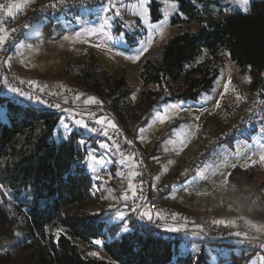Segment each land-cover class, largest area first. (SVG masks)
Here are the masks:
<instances>
[{"label": "trees", "instance_id": "trees-1", "mask_svg": "<svg viewBox=\"0 0 264 264\" xmlns=\"http://www.w3.org/2000/svg\"><path fill=\"white\" fill-rule=\"evenodd\" d=\"M160 1L179 4V13L173 18V25L188 23L198 24L199 27L195 31L188 28L170 37L159 50L140 61L139 74L143 84H153L157 89L144 91L140 101L130 106V90L124 75H111L99 70L97 59L92 55L85 65L84 74L74 81L83 98L94 97L131 134L127 128L136 122H140L136 130L147 125L154 116V107L160 96L165 94V89L166 92L168 88L172 90L174 84L180 82V89L162 98L160 103L194 102L202 93L211 91L220 75V57L225 53L237 66L239 77L250 78V92H259L264 101V1L254 0L248 14L230 12L228 18H219L207 24L205 19L212 8L217 9V13L213 10L216 18L225 14L215 0H150L153 22L162 19ZM57 18H50L41 27L39 39L50 41L55 38L52 25L59 27ZM50 87L53 91L57 88L61 90L56 85ZM31 105L17 98H4L0 92V187L15 200L21 196L25 199L12 205L9 211L0 201V264L209 262L208 254L192 256L189 252L187 256L182 255L180 235L156 231L142 217H138L139 225L130 222V231L126 234H121L122 226L127 218L134 217L132 215L121 221L120 229L116 230L111 225L105 194L96 190V181L86 168L89 148L79 143L80 136L106 140L102 136L105 127L98 133L94 131V134L78 129L64 138L59 131L64 113L59 109L48 110ZM261 109L264 112V106ZM140 115L144 117L141 119ZM133 136L138 140L136 134ZM108 143L113 145L109 139ZM97 146L100 148V143ZM153 154H150L151 159ZM240 173L247 179L238 186L234 179ZM258 174L260 172L254 168L236 167L231 171L229 186L238 192L240 202L254 184L258 191L264 189V172L263 176ZM152 213L154 216L157 214ZM249 216V219L260 223L258 220L264 219V205L252 203ZM154 221L159 225L163 221L161 215L157 214ZM113 228L115 231H111ZM97 240L103 241L105 260L84 257L74 242L92 243ZM226 241L228 239L220 240L232 248L233 245L226 244ZM198 242L202 244L203 241ZM237 253L249 256L245 264H252L255 254ZM227 259L232 261V258Z\"/></svg>", "mask_w": 264, "mask_h": 264}, {"label": "rangeland", "instance_id": "rangeland-1", "mask_svg": "<svg viewBox=\"0 0 264 264\" xmlns=\"http://www.w3.org/2000/svg\"><path fill=\"white\" fill-rule=\"evenodd\" d=\"M215 1L219 4L221 9L224 10L225 14L216 18L214 11L217 13V9L212 8L206 16V24L216 22L219 18L226 19L230 16V12L240 11L245 13L241 9L226 3L225 0ZM253 1L254 0H251L250 5ZM116 3L117 7L120 8V17H114V11H106L109 7L108 2L100 7L80 10L77 19L73 16H69V14L58 17L59 27L52 25L55 38L50 41L40 40L31 44L24 38L25 36L20 38L22 34L17 35L15 32L5 44L9 45L8 54L4 60L5 67L8 68L9 73L17 81L33 84L36 87L35 89H39L38 92H42L44 89L43 83H47L52 87H55V85L64 87L69 86L72 90L77 88L76 93L80 94L81 89L77 85H74L75 78L84 74L85 65L89 63L90 56L94 55L97 59L99 70L106 71L111 75H124L130 90L128 103L131 104L130 106L137 104L144 91L157 89L153 84L147 86L143 84L139 74L140 61L148 57L152 52H156L157 49L159 50L170 37L183 33L188 28L195 31L199 25L188 23L173 25L172 20L179 13V4L175 1H160L162 19L158 22H153L151 20L149 3L147 5V24L140 15L133 14L134 12H140L138 0H116ZM12 4H22V0H14ZM250 5L249 11L245 14L250 12ZM26 7H32V5L22 4V9ZM105 15L114 17L112 20V27L105 30L106 35H91L85 31L89 28L99 27L103 22L102 17ZM11 23L13 29L19 27L17 21ZM45 23H47V19H44L37 25L27 28L29 31L27 37L31 40L37 37L40 34L41 27ZM161 24L164 25L163 38L154 30L159 28ZM129 25H131V27H129ZM149 25L152 27H149ZM149 35L153 37L150 46L146 43H142L148 40ZM109 36L111 39H109ZM65 37H68V39H65ZM23 39L25 40L23 41ZM144 47H147L148 50L141 53L140 50ZM138 54L139 59H129V57H135ZM218 67L220 68V75L213 89L209 92L202 93L198 101L160 103L162 98L180 89V82L174 84L172 90L168 88L166 92L165 89V94L160 96L158 103L154 107V116L147 125L138 129L137 138L144 150L147 153L149 151L148 156L150 157V166L153 174L152 187L155 190L158 189L157 186L159 183L156 178L161 180L170 172L168 178H173L178 173H181L178 167H181L185 172L187 170V163L196 161L198 163H196L194 168L195 174L186 179L181 185L185 188L186 192L188 191L185 196L182 195V198L179 199L182 204L181 206L188 207L190 204H194L195 206L200 205L206 208L209 206L214 208L215 211H218L209 214H218L219 212L225 211H241L245 216H249L252 203L256 206H260V204L264 205V189L258 191L256 184H254V187H252L246 198L240 202L238 192L229 186V176H227V184L223 183V181L227 173H229L227 167L232 168L231 165L233 163L237 166H243L247 163L250 165V168L255 167L259 169V177L263 176L264 165L256 163L255 166H251V162L258 161L260 153L264 151V149L260 147V145L264 143V132L252 134L248 142L243 141L244 137L240 132V134L237 135L238 137H236L237 139L233 141V146H231V144L229 145L228 142L227 144H221L213 148L209 155H205V153H203L205 149L202 150V148L208 140L210 142L206 147L214 140L216 137L214 134L215 132L208 131V140L203 132L205 128H209V126L216 123V120L212 121L214 119H223L225 122H222V124H229L230 122L239 124L245 115L243 107L247 104L254 103L258 105V115L245 129L256 127L264 129V119H262V117H264V112L261 109V107L263 108L264 106V101L259 92H250L249 79L239 77L237 66L230 60L227 54L223 53L221 55ZM0 76L2 75L0 74ZM229 77L231 78V84H228ZM2 78L5 79L4 76H2ZM8 83L7 79L5 92L12 89ZM225 85L228 87L226 94L224 90ZM47 87L51 89L50 86ZM16 93L19 95L18 92ZM61 94L60 92L58 97ZM237 95H239L241 99L237 100ZM4 96V98L9 99L16 98V96L7 97L8 95L6 94ZM133 97H135V99H133ZM221 97L223 98L221 99ZM39 100L48 104V106L51 105V107H49L53 109V103H47L42 97L39 98ZM39 100L29 99L26 103L33 104ZM75 102L76 99L70 98L68 104L73 106ZM217 103L220 104L218 108L215 106ZM72 106H66V108ZM105 116L108 120H104L102 117L101 120H103L104 123L99 125H102L106 129H116V121L104 113V117ZM140 117L142 119L144 115H140ZM197 117H199V119H197ZM92 120L96 122L99 119ZM110 122L115 123L116 127H110ZM64 123L68 124L65 118L61 121L59 131L66 134L67 131L63 127ZM139 123L140 122L132 123L127 128L128 131L135 135V129ZM219 123H221V121ZM229 127H231V125L226 127L224 131L228 130ZM78 128H80V130H85L89 134H94V131H89L81 126H78ZM105 132L106 130L103 131L102 134V136L106 138L104 141L102 139L97 140L95 136L86 138L80 136V140L84 141L82 145L89 148V154L96 156L97 159L101 161L99 164H93L87 157L86 168L93 180L96 181V190L99 189L100 193L103 195L105 194V202H107L109 208L108 215L109 218H112V223L110 222L111 225H113L116 230H119V223L129 215L134 217L127 218V222H125L123 226L129 228L130 222L139 225L140 222L138 217H136L137 213L135 212L134 215L135 210H133V208L131 209L130 205L136 202L142 204V199L140 198L142 197L140 193L141 189L136 182L138 175L134 177L131 175L133 172L138 173V165L133 159L130 160L121 156L117 147H115L113 143H111L113 145L108 143ZM66 136L67 135H64V138H66ZM99 143L100 148L97 146ZM154 147H156L159 160H155L154 158L151 159L150 151ZM224 153L228 154L227 158H223ZM177 156L181 157V161L174 165L175 170L172 171L171 166L175 164ZM207 157L209 158L206 159ZM93 168H95V171H93ZM165 169H167V171H165ZM120 173L124 175L121 176ZM156 174L157 176L155 177ZM98 176L100 179H97ZM118 176L121 180H119ZM246 179L245 175L240 173L235 176L234 181L236 180V185L239 186L244 181L246 182ZM129 183L136 188L135 198L132 197ZM123 190L128 194L129 199H124L125 193L120 195V192ZM177 190L178 189L173 192V200L174 203L178 204V202L175 201V197H177V193L180 192ZM115 191L117 192L116 194L114 193ZM24 200L22 196L15 200L10 193L0 187V201L7 211L12 210L10 209L12 205ZM190 209L193 210L194 208ZM194 210L197 211V209ZM198 211L200 212V210ZM149 212L150 215H153L151 211ZM121 215H123V219H121ZM182 224L197 226L196 224L189 223ZM197 228L205 232L201 227L197 226ZM111 231H115V229L113 228ZM126 233L127 232L121 230V234ZM185 234L187 233H184V236H179L183 241L180 247L183 253L182 255L187 256L189 252H191L192 256H197L200 253L204 255L208 254L209 262L207 264H245V262L250 259L249 256H242L237 253L240 243L237 239H231L225 242L228 245H233V247L230 248L220 242V240H213L206 236H202L200 232H195L189 236ZM199 238L201 239L199 241H203L202 244H199V242L197 243ZM97 241L101 243L97 244L95 241L92 243H83L81 241L74 242L82 251L84 257L105 260L107 256L103 249V241ZM92 253H96L97 255H92ZM227 258H232V261L230 262ZM251 263L264 264V260L255 256L252 258Z\"/></svg>", "mask_w": 264, "mask_h": 264}, {"label": "built area", "instance_id": "built-area-1", "mask_svg": "<svg viewBox=\"0 0 264 264\" xmlns=\"http://www.w3.org/2000/svg\"><path fill=\"white\" fill-rule=\"evenodd\" d=\"M9 0H0V4L6 5ZM108 0H66L64 4H58L53 8L50 5L57 3V1L48 3L39 7L28 14L21 25L16 29L17 35L23 34L27 28L25 25H37L44 19L47 21L52 17H60L68 10H83L87 8H95L105 5ZM1 11V10H0ZM15 33V32H14ZM9 45H5L3 50L0 51V74L8 79V85L12 88H18L24 93L31 95L32 99L43 98L47 103H53V109L60 105L58 94L60 89L55 91L49 87L44 86L42 92L29 83L17 81L8 71L4 65V60L7 57ZM40 88V87H38ZM48 105V104H47ZM245 115L239 124L231 126L228 130L224 131L218 138L214 139L205 149L206 155H209L211 150L216 146L226 143L234 138L240 131H243L250 125L258 115L257 104H247L243 107ZM103 111L110 118L114 119L117 123L116 129H106L107 138L123 153L124 158L132 157L138 165L139 175L136 182L139 185L141 195L146 197L145 206L150 211L164 216L166 219H176L182 223L196 224L201 227L205 232V236L213 240H227L237 239L239 243V251L253 253L255 256L264 257V222H256L245 216L241 211L235 212H219L218 214H209L207 212H199L182 208L177 206L173 200V192L177 187L181 186L186 179L195 174L194 168L196 163H187V170L178 176L170 178L161 187L160 190H155L152 187L153 174L150 166V159L148 154L143 150L138 140L120 125L118 119L111 111ZM84 122L88 128L95 129V132H100L102 127L93 120L85 119ZM223 221L224 223H217ZM241 233L237 236L236 233ZM246 234V235H245Z\"/></svg>", "mask_w": 264, "mask_h": 264}, {"label": "crops", "instance_id": "crops-1", "mask_svg": "<svg viewBox=\"0 0 264 264\" xmlns=\"http://www.w3.org/2000/svg\"><path fill=\"white\" fill-rule=\"evenodd\" d=\"M54 1H57V0H35L34 3H31L32 7H28V8L26 7L24 9H22V7L19 8V9L13 7V8H11L12 16H9L7 14V9H8V7L10 5H13L12 3H14V0H9L8 3L5 5V9L0 11V20H3L4 21L3 26L5 28H7L11 32V29H13L12 28V25H11L12 24L11 22L17 21V23L20 26L21 23H22V21H23V18L28 13H31L35 9H37L39 7H42V6H44V5L48 4V3L54 2ZM79 12H80V10L79 11H77V10H68L64 15L69 14V16H73L75 19H77V16H78ZM58 24H59V20H58ZM28 33H29V31L26 30L22 35H20V38L25 36L24 38L27 39L31 44H34V43H36V42H38V41L41 40V39L38 38L39 35L37 37L33 38L32 40L29 39L27 37ZM13 34H14V32H11V36ZM25 39H23V41ZM3 48H4V46H3ZM23 75H24V73H23ZM245 78H247V77H245ZM6 86H7V83L5 84V79L2 78V76H0V92H1V96L5 97L4 95L6 94V95H8L7 97L16 96L17 99H20L22 101L24 100L25 102L28 101V98H27L26 95H21L20 96V94L18 95L16 92L11 91V89H9V90H7L5 92V87ZM43 86H50V85L47 84V83H43ZM58 87H61V91L60 92L62 94L59 96L60 105H59V107H56L55 109H59L60 111H62L64 113V118L66 119V122H68V124H69V129L67 130V133L66 134H64V132L60 131L61 137H64V135H67L68 136L71 133L76 132V131H78V129H80V128H78L77 124H75L76 121H83L85 119H99V120H101L102 117H103L104 120H108L106 118V116L104 117V113L105 112L103 111V107L100 106V105H98V104L87 103L86 101L88 100V98L87 97H84L83 98V95L82 94H77L76 93L77 92V88H74L72 90V88L69 87V86H67V87L58 86ZM77 96H79V99H77ZM70 98L76 99L75 105L72 106V105L68 104ZM39 101L34 102L31 106H33L35 108H41V109H48V110L50 109V107L47 104H45L44 102L41 103ZM66 106H72V107H67L66 108ZM215 120H216V123H214V125L209 126V128H205L204 127L205 129H204V132L203 133H204V136H206L207 140H208V136H207L208 135V131L215 132L214 134H215L216 137L214 139H216V138H218L224 132V129L227 126H229V125H231V126L235 125L232 122H230L229 124H222V122H225L223 119L222 120L221 119H214L212 121H215ZM220 121H221V123H219ZM261 129H262L261 127L250 128V129L247 128V129H245L242 132L243 137H244L243 141H245V142L250 141V137L252 136V134H259V133H261L262 132ZM137 132H138V130L135 129L136 136H137ZM209 142L210 141L208 140V142L203 146L202 150L203 149H206V145ZM224 144H227V143H224ZM228 144L229 145L231 144V146H233V141H231V142L228 141ZM154 150H156V147H154L153 149H151L150 154L151 153L152 154L154 153L152 158H154L155 160H159L158 157H157V152H154ZM203 153H205V150L203 151ZM148 154H149V151H148ZM205 155H206V153H205ZM178 156H177V160H176L175 164H173L171 166V170L172 171L175 170L174 165H176L177 162H180L181 161V157H178ZM227 157H228V154L227 153H224L223 154V158H227ZM208 158L209 157H207L206 159H208ZM124 163H125V161H124ZM237 167H240L242 169H245L243 166H237ZM178 168H179V171L181 173L184 172L181 167H178ZM248 168H250V167H247V169ZM251 168H254L257 172L259 171V169L255 168V167H251ZM136 169H137V166H136ZM233 169L234 168L227 167V170L230 173H231V171ZM170 173L169 174H166L161 180L158 179V178H156L159 181L158 186H157L158 189H156L157 191L160 190V187L168 179L171 178V177L168 178L169 175H170ZM181 173H178V174L176 173V174L179 175ZM156 176H157V174L155 175V177ZM156 179H155V182H156ZM176 189H178L177 191L180 192V193H177V197H175V201L178 202V204L175 203L177 206L182 207V208H187V209L188 208H194V209H197V210H200V211H210V210H214V208L209 207V206H207V208H206V207H202L200 205H196L195 206L194 204H190V206H188V207L187 206L186 207L181 206L182 204L179 201V199L182 198V195L185 196L188 191L186 192L185 191V188H183L182 186H179ZM123 193H125V192L123 191ZM141 196H142V204H139L137 202L136 203H133V204H130L131 205V209L133 208V210H135L134 211V215H135V212L137 213L136 217H139V218L142 217V219L144 221H146V223H149L152 226H154L155 230H157L159 232H162V233H167V234H170V235H181V236H184V233H187L185 235L186 236H189L191 234H194L195 232H200L202 234V236H205L204 232L202 230L198 229L197 226L195 227V226H189V225H185V224L183 225L180 221H178L176 219L169 220V219H166L162 215H161V218H162L163 221L159 225H156L157 223H155L154 218L157 217V214L158 213L156 214V216H154V214L153 215H150V212L147 210V208L145 206L146 197H144L143 195H141ZM216 212H218V211H216ZM144 213H148L151 216V219L148 218V215H144ZM247 217H249V216H247ZM152 221L154 223H152ZM258 221L264 222V219L258 220ZM169 228H179V229H181V231H179V232H171V231H168L167 230ZM199 240H201V239L199 238L197 241H199ZM229 240H231V239H228V241Z\"/></svg>", "mask_w": 264, "mask_h": 264}, {"label": "snow or ice", "instance_id": "snow-or-ice-1", "mask_svg": "<svg viewBox=\"0 0 264 264\" xmlns=\"http://www.w3.org/2000/svg\"><path fill=\"white\" fill-rule=\"evenodd\" d=\"M35 0H22V4H31V3H34ZM66 2V0H57V3H53L52 5H50L51 7L55 8L58 6V4H64ZM226 3L234 6V7H237L239 9H241L242 11H244L245 13L249 11V5H250V2L251 0H225ZM150 3V0H138V8L140 9V12H134L133 14L134 15H140L142 19L145 20V23L147 24V13H148V7L147 5ZM22 4H13V5H10L7 9V14L9 16H12V12H11V8L15 7V8H21L22 7ZM108 4H109V7L106 9V11H114V17H120L121 16V12H120V8L117 7V3H116V0H108ZM175 7V6H173ZM5 9V5H2L0 4V10H4ZM114 17H108V16H103L102 17V20L103 22L99 25V27H94V28H89V29H86L85 31L88 33V34H91V35H96V34H103V35H106V32L105 30L107 28H110L112 27V20ZM4 24V21L3 20H0V51L3 50V46L8 42V40L10 39V36H11V32H16L17 30L16 29H11V32L5 28L3 26ZM25 28H29L31 27V24H28V25H25L24 26ZM129 27H131V25H129ZM149 27H152L151 25H149ZM158 35H160L161 38H163L164 36V25L161 24L159 26V28L157 29H154ZM79 35V34H78ZM65 39H68V37H65ZM109 39H111V37L109 36ZM153 41V37L151 35H149L148 37V40L146 42H142V43H146L147 45H151ZM148 50L147 47H144L142 48L140 51L141 53L143 52H146ZM129 59H132V60H137L139 59V54L135 57H129ZM249 82H250V78H249ZM7 83V80L5 78V84ZM21 83H23V81H21ZM228 84H231V78L229 77L228 79ZM225 94L227 93L228 91V87L227 85H225ZM235 90V89H233ZM11 91L13 92H18L20 95H26L28 99H32L33 97L31 95H28L26 93H24L23 91H21L20 89L18 88H12ZM223 97H221L222 99ZM39 100V98H37ZM77 99H79V96H77ZM133 99H135V97H133ZM241 99V97L239 95H237V100ZM41 103H43V101H39ZM87 103H99V101H97L94 97H90L88 98V100L86 101ZM51 107V105H49ZM217 108L220 107V104L217 103L215 105ZM57 107H59V105H57ZM197 119H199V117H197ZM262 119H264V117H262ZM78 126H81L89 131H95V129H91V128H88V125L86 123H84L83 121H76L75 122ZM96 123L98 124H103L104 121L103 120H97ZM109 126L110 127H113L115 128L116 125L115 123H109ZM63 127L65 128V130L67 131L69 129V125L64 123L63 124ZM262 132H264V129H261ZM105 135H107V133H105ZM80 144H83L84 141L81 140L79 142ZM261 149H264V143H262L260 145ZM119 150V149H118ZM121 155H123V153H121ZM128 159H133L132 157H128ZM88 160L90 162H92L93 164H99L101 163V161L99 159H97L96 156L94 155H91L89 154L88 156ZM256 163H260L261 165H264V151H262L259 155V160L258 161H252L251 162V166H255ZM250 165L249 164H244L243 167L245 169H247V167H249ZM232 168H235L237 167V165L235 163H233L231 165ZM93 171H95V168H93ZM165 171H167V169H165ZM121 176H123L124 174L123 173H120ZM133 177L136 176V175H139V173H135L133 172L131 174ZM223 175V173H222ZM227 176H231V173H227V175L225 176V180L223 181V183L227 184L228 183V180H227ZM97 179H100V177L98 176ZM129 188L131 189L132 191V197H136V188L131 184L129 183ZM99 189H97L98 191ZM142 199V197H140ZM124 199L127 200L129 199V196L127 193L124 194ZM144 215H148V218L151 219V216L148 214V213H144ZM121 219H123V215H121ZM217 223H224L223 221H217ZM168 231H171V232H179L181 231V229L179 228H169L167 229ZM122 231L124 232H129L130 229L127 227V226H122ZM18 237L20 236L19 233L16 234ZM237 236H240L241 233L237 232L236 233ZM246 235V234H245ZM57 237H59V233H57ZM21 241H18L17 243H20ZM95 243L97 244H100L101 242L100 241H95ZM92 255H97L96 253H92ZM261 260H264V257H261Z\"/></svg>", "mask_w": 264, "mask_h": 264}]
</instances>
